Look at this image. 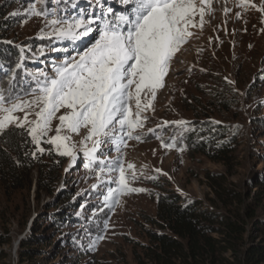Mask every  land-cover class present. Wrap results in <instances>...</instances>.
I'll use <instances>...</instances> for the list:
<instances>
[{"label":"rangeland","instance_id":"rangeland-1","mask_svg":"<svg viewBox=\"0 0 264 264\" xmlns=\"http://www.w3.org/2000/svg\"><path fill=\"white\" fill-rule=\"evenodd\" d=\"M194 3L200 6V0ZM251 4L256 7H242L241 0H210V6L203 5V27L197 15V27L189 29L193 36L174 55L152 109L142 113L143 126L133 131L139 140L117 130L90 161L85 150L93 147L92 142L80 143L86 130L70 134L73 154L62 156L46 142L40 144L45 149L40 153L28 134L29 125H7L0 137L6 132L20 139L26 135V156L34 159L36 168L31 173L20 170L16 184L0 179V264H140L137 257L156 264L148 255L157 247L150 233L166 234L185 245L186 256L176 264H244L249 246L264 243V11L258 10L264 0ZM33 7L42 14L34 15ZM125 9L122 0H0L4 107L34 99L46 76L94 43L104 18ZM90 19L96 23L88 35L56 32L76 20ZM52 20L61 23L52 25ZM28 111L29 120H34V110ZM4 115L0 112V117ZM12 115L23 120L24 112ZM58 124L52 121L48 137L56 134ZM3 142L5 148L10 146L8 139ZM118 162L129 187L145 191L118 195L115 202L109 198V207L105 197L110 188L118 187L112 181L119 176L118 170L109 168H117ZM128 164L134 168L128 169ZM37 167L52 171L47 182L54 190L52 194L44 190L39 200L33 193ZM162 201L197 205L215 215L214 221L204 224L206 238L199 255L194 257L188 242L159 218ZM58 202L60 207L50 212ZM248 210L254 211L253 218ZM39 211L44 217L38 226L42 240L22 251L28 222ZM224 218L246 230L237 252L229 250L220 235Z\"/></svg>","mask_w":264,"mask_h":264},{"label":"snow or ice","instance_id":"snow-or-ice-1","mask_svg":"<svg viewBox=\"0 0 264 264\" xmlns=\"http://www.w3.org/2000/svg\"><path fill=\"white\" fill-rule=\"evenodd\" d=\"M122 2L126 6L125 11L111 13L110 17L104 18L102 28L96 29L99 35L94 43L77 57L66 59L55 69L53 76H46L34 99L13 103L6 108V98L0 95V112L7 113L0 117V133L9 124L21 128L29 125L28 134L40 153L45 151L40 144L46 142L55 148L57 154L68 156L73 154L75 147L70 143V134L78 135L83 129L86 135L80 143L86 145L91 141L93 145L85 150L90 161L97 159L101 145L117 130L124 132L129 139H140L138 135L133 136V131L143 126L146 117H142V113L152 109L156 91L163 87L174 55L193 36L189 29L197 27V15L199 26L203 27V5L210 6V0H200V6L194 0ZM248 5L256 7L251 0H241L242 7ZM258 10L264 11V7ZM33 14L42 13L33 7ZM58 23L61 22L51 21L52 25ZM94 23V19L76 20L56 29V32L61 36L88 35L94 30L91 27ZM81 28L83 31L78 32ZM29 109L34 110V120H29ZM61 109H64L63 113ZM16 111L24 112L23 120L12 115ZM54 119L59 121L56 134L48 137ZM176 123L186 124L185 121ZM162 146L172 148L175 145L162 143ZM127 168L133 169L134 165L128 164ZM116 170L119 171L118 180L112 183L118 187L110 188L105 197L109 207V198L115 202L118 195L145 191L129 187L122 163L118 162L115 169L109 168L110 172ZM100 171L103 172L104 168L101 167ZM132 179H135V173ZM95 243L92 242V247Z\"/></svg>","mask_w":264,"mask_h":264},{"label":"trees","instance_id":"trees-1","mask_svg":"<svg viewBox=\"0 0 264 264\" xmlns=\"http://www.w3.org/2000/svg\"><path fill=\"white\" fill-rule=\"evenodd\" d=\"M1 48V47H0ZM1 53V52H0ZM8 135V136H7ZM19 135L11 134V132H6L0 137V179L6 184L14 183L16 184L19 179L20 170H25L31 173L33 169L36 168V163L34 159L26 156V151L28 148V138L21 137ZM8 139V148L4 146L3 139ZM21 140L27 142V145L23 146ZM3 142V143H2ZM7 144V143H6ZM29 154V153H28ZM20 161V162H19ZM39 170V175L35 181L34 188V198L40 199V194L44 190L47 193L52 194L54 192L52 183L47 182L48 179L52 178V171L41 168ZM32 180L30 181V185ZM60 207V203H55L54 206L49 208L50 212H53L54 208ZM158 216L164 223L167 229L171 230L178 238L187 241L188 248L193 252L192 255H199L201 249V242L205 237L204 224L209 221L215 220V215L201 210L197 205L181 206L177 202L173 201H163L159 205ZM248 216L254 217V211L248 210ZM42 213L36 212L32 227L29 230V234L21 239L20 249L31 250V246H34L40 242L41 235L39 234V224L43 219ZM221 224L225 228L220 229V235L224 238V243L229 250L237 252L238 245L240 241L245 238L246 230L244 225L239 222L234 221L231 218L221 219ZM255 226L257 224L255 223ZM150 239L154 242L157 247L156 249H151L148 255L153 259L156 264H176L177 259L186 256L185 245L178 239L167 236L166 234H155L150 233ZM206 239V243H208ZM23 257H28L29 254L22 255ZM49 257H47V260ZM140 264H146L142 261L141 257H137ZM244 264H264V243L255 247L250 245L245 253L243 260ZM27 264H53L49 261L46 263L43 261L28 262ZM60 264V263H57Z\"/></svg>","mask_w":264,"mask_h":264},{"label":"clouds","instance_id":"clouds-1","mask_svg":"<svg viewBox=\"0 0 264 264\" xmlns=\"http://www.w3.org/2000/svg\"><path fill=\"white\" fill-rule=\"evenodd\" d=\"M34 217H35V216H34ZM34 217H33L31 220H29V222H28V230H30V228L32 227V225H30V223L33 224Z\"/></svg>","mask_w":264,"mask_h":264}]
</instances>
